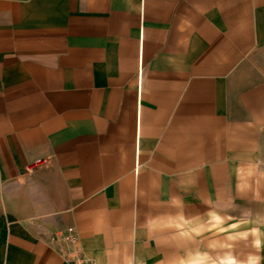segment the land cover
Returning <instances> with one entry per match:
<instances>
[{
  "label": "crops",
  "instance_id": "crops-1",
  "mask_svg": "<svg viewBox=\"0 0 264 264\" xmlns=\"http://www.w3.org/2000/svg\"><path fill=\"white\" fill-rule=\"evenodd\" d=\"M264 264V0H0V264Z\"/></svg>",
  "mask_w": 264,
  "mask_h": 264
},
{
  "label": "built area",
  "instance_id": "built-area-1",
  "mask_svg": "<svg viewBox=\"0 0 264 264\" xmlns=\"http://www.w3.org/2000/svg\"><path fill=\"white\" fill-rule=\"evenodd\" d=\"M62 240L72 246V249L69 251L63 252V257L67 264H94L88 260H86L81 251L77 247V235L76 230L74 228H68L60 235Z\"/></svg>",
  "mask_w": 264,
  "mask_h": 264
}]
</instances>
